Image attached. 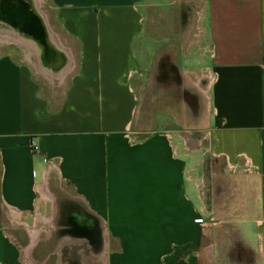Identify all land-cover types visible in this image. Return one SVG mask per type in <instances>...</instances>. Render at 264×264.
Segmentation results:
<instances>
[{
  "label": "crops",
  "instance_id": "0c3cea01",
  "mask_svg": "<svg viewBox=\"0 0 264 264\" xmlns=\"http://www.w3.org/2000/svg\"><path fill=\"white\" fill-rule=\"evenodd\" d=\"M38 1L69 61L0 50V264L83 260L90 228L98 264H264V0Z\"/></svg>",
  "mask_w": 264,
  "mask_h": 264
},
{
  "label": "rangeland",
  "instance_id": "374dc122",
  "mask_svg": "<svg viewBox=\"0 0 264 264\" xmlns=\"http://www.w3.org/2000/svg\"><path fill=\"white\" fill-rule=\"evenodd\" d=\"M41 9L42 11L45 13L46 11V6L44 4H41ZM46 15H48V13H46ZM49 26L50 23L48 22ZM8 26L12 27L11 25L8 24ZM5 34L0 33V50L3 51H7L11 54H13L15 57L21 59V60H27V59H31L33 60V62H35L37 64V67L39 66L38 64V57L31 52L30 48L22 43L16 42L15 39L16 37L13 35H5L6 38L4 37ZM51 53V52H50ZM48 53L46 56V60L48 63H54V61L57 60L58 58V54L56 53V55L54 54L55 52L53 51L52 54ZM54 54V55H53ZM34 57V58H33ZM42 66V64H40ZM40 67V66H39ZM38 67V68H39ZM56 67V66H55ZM39 69H42V67H40ZM44 70V69H43ZM174 76L176 77V68L175 67H169V69L167 70V74H171L170 78L172 76V72ZM46 71V70H45ZM47 72V71H46ZM45 72H42L43 75H47ZM167 74L162 75L164 78L167 76ZM48 76V75H47ZM163 77H159L158 78V82L160 79H162ZM169 77V76H168ZM167 77V78H168ZM46 84H49V87H51L52 85H50L49 81L46 80ZM173 84H177V83H171V82H159L157 83V76L155 74H153L150 77H147L145 79H143L142 83H140L139 85L141 86L140 89V93L144 96V100L143 102L145 103V107L143 108L142 111V119L140 120V122L143 123H156V122H167L170 119V116L168 114H160V109L163 107L164 111H167L169 108H171V106H177V101L169 98H159L158 96L162 94V90H166V94L170 93L171 88H173ZM158 97V98H157ZM169 118V119H168ZM140 137H145L147 135L146 132H140ZM202 132L201 130H197L196 131V137L197 140L202 136L201 135ZM202 143H196V149L198 151H201V155L203 156L204 153V148ZM205 157V163L207 162L208 158ZM207 164V163H206ZM229 212H223V211H208L207 214L210 217V220L213 224H219V223H223L227 220V218H229L230 216H228ZM90 230V231H89ZM88 230L85 229L84 231V237L87 239L84 241V244H82V242H73L68 244V251L71 248V245H77L76 243L82 244L84 245V259L80 260V259H66L68 260L69 264H98L97 259H95V257H93V254L97 251H99V244L98 247L96 246L97 244L94 242V238L92 235V231L91 228ZM233 233L232 228H231V234ZM82 235V234H81ZM94 244H96L95 248H94ZM59 242H54L51 241L46 245H41L38 250L36 251V256H42L43 252L45 251V249H52L53 251H57L58 247H59ZM65 246V244H64ZM75 247V246H74ZM225 247V250L230 251V252H236L235 253V257L236 258H242L239 254L240 252H245L247 250V248H243L241 247V245H236L234 243H231L230 245L227 244L226 246H223V248ZM75 259V260H74ZM74 260V261H73ZM76 261V262H75ZM61 262V259L58 256H53L51 263L52 264H59ZM82 262V263H81Z\"/></svg>",
  "mask_w": 264,
  "mask_h": 264
},
{
  "label": "bare ground",
  "instance_id": "6f19581e",
  "mask_svg": "<svg viewBox=\"0 0 264 264\" xmlns=\"http://www.w3.org/2000/svg\"><path fill=\"white\" fill-rule=\"evenodd\" d=\"M0 7H2L1 0H0ZM7 9L11 10L13 14H14V11H16V13L19 14L20 16L19 18H21V20H18V19L16 20L14 16L11 17L10 21L1 20L0 18V33H3L5 35H12V36L14 35L16 37L15 39L16 42H19V43H22L28 46L31 52H33L38 57L39 62L44 67L48 69H52L51 71L55 72V74L57 75L60 71V68H63L64 66L66 67L69 61L68 56H67L68 54L66 55V53H64L65 50L63 51L62 50L63 47L57 43L56 41L57 38L55 39L53 34L49 32V28L51 27L48 24L47 17L45 16L44 12L41 9L40 2L38 0H15L14 2L12 1L11 5L10 3L7 5ZM27 10L28 11L33 10L41 18V21L46 27L48 43H43V41L37 40L36 38L33 37L31 33L27 32L25 29H22V24H21L22 20L30 16ZM8 24L11 25L12 27L8 26ZM23 26L25 28L27 27L25 25ZM5 35L4 37L6 38ZM53 51L55 52L54 53L55 55L56 53L58 54V58L56 61H54V63H48L46 60V56L50 52H51L50 54H52ZM39 66L41 67V65Z\"/></svg>",
  "mask_w": 264,
  "mask_h": 264
},
{
  "label": "water",
  "instance_id": "95a60500",
  "mask_svg": "<svg viewBox=\"0 0 264 264\" xmlns=\"http://www.w3.org/2000/svg\"><path fill=\"white\" fill-rule=\"evenodd\" d=\"M12 1L14 2L15 0H1L2 3V7H0L1 20L10 21L12 16H14L16 20L17 19L21 20V18H19L20 17L19 14L16 13V11H14L13 14L11 10L7 9V5L9 3L11 5ZM27 12L29 13L30 16L22 20L21 22L22 29H25L27 32L31 33L33 37L36 38L37 40L43 41V43H48L46 27L41 21V18L33 10L32 11L27 10ZM23 25L27 26L28 29L27 27L25 28Z\"/></svg>",
  "mask_w": 264,
  "mask_h": 264
},
{
  "label": "built area",
  "instance_id": "2783aa9c",
  "mask_svg": "<svg viewBox=\"0 0 264 264\" xmlns=\"http://www.w3.org/2000/svg\"><path fill=\"white\" fill-rule=\"evenodd\" d=\"M197 221H202V218L198 219Z\"/></svg>",
  "mask_w": 264,
  "mask_h": 264
}]
</instances>
